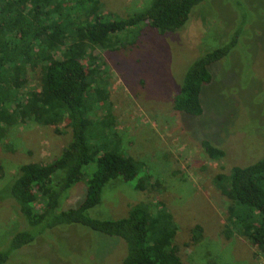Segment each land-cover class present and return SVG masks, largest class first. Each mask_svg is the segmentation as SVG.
<instances>
[{"label":"rangeland","instance_id":"obj_1","mask_svg":"<svg viewBox=\"0 0 264 264\" xmlns=\"http://www.w3.org/2000/svg\"><path fill=\"white\" fill-rule=\"evenodd\" d=\"M101 2L104 15L125 19L146 10L153 0ZM60 3L64 7L72 2L54 0L51 7ZM7 4L8 0H0L1 57L8 49L22 50L29 43L13 34L14 18L5 15ZM35 22L47 24L45 16ZM239 30L238 45L211 67L213 82L201 94L203 116L176 112L174 100L192 63L225 45ZM114 39L118 41L114 49L92 52L102 65L93 88L106 89L108 100L95 103L96 94L91 92L87 117L96 126L110 121L112 126L105 129L104 124L98 132L92 125L96 138L90 142L132 158L140 169L131 183L111 181L89 216L117 220L126 218L137 204H161L173 215L178 227L175 244L186 264H264V255L229 223V209L235 205L222 194L218 180L234 167L264 158V0H206L179 31L161 35L142 24ZM42 66L39 62L27 68L22 77L26 81L15 92L18 99L7 110L41 90ZM7 67L0 66V73H8ZM68 125L67 120L56 126L27 120L0 126V251L9 248L20 231L37 236L32 244L13 252L6 264H121L127 256L122 239L81 225L38 234L40 229L27 227L10 193L22 166L47 164L61 156L72 141ZM204 141L224 150L225 157L210 159ZM96 168L94 163L85 168V181ZM140 179L148 182L145 192L135 188ZM86 194V185L77 184L62 200L61 209L77 208ZM41 208L37 202L36 209ZM196 225L202 226L203 239L187 246Z\"/></svg>","mask_w":264,"mask_h":264},{"label":"trees","instance_id":"obj_2","mask_svg":"<svg viewBox=\"0 0 264 264\" xmlns=\"http://www.w3.org/2000/svg\"><path fill=\"white\" fill-rule=\"evenodd\" d=\"M53 1L8 0L9 10L5 12L14 16L10 15L14 18L11 27L16 38H27L29 43L22 50L8 49L3 57L0 46V57L4 58L0 66L9 68L8 73H0V126H13L27 120L56 126L67 120L72 131V141L59 158L19 169L10 193L21 216L28 228L41 230L38 234L64 225H81L109 237H118L127 245V256L121 264H186L175 244L178 227L173 215L161 204L157 207L151 203L137 204L126 218L117 220L89 216V211L102 202L103 191L111 181L120 179L126 184L135 181L140 166L130 157L91 144L90 140L96 138L94 129L101 126L103 131L104 124L106 129L112 123L93 124L87 117L86 100L93 91L95 103L108 100L106 89L93 88L98 85L102 67L92 54L96 48L114 49L118 43L114 39L116 35L142 24L161 35L179 31L187 24L194 8L206 0H153L146 10L125 19L104 15L101 0H70L71 5L63 7L60 3L52 8ZM44 16L47 24H36L35 21ZM241 32H235L225 45L192 63L174 100L176 112L203 116L201 94L213 82L211 67L238 45ZM39 62L44 65L41 90L7 110L18 99L15 92L26 81L22 77L27 68H35ZM202 147L212 160L226 155L208 141H204ZM93 163L96 171L85 181L84 170ZM218 180L222 194L235 205L229 209V223L239 228L240 234L264 255V158L246 167H234L229 176H219ZM80 183L87 187L84 201L77 208L62 210V200ZM148 187L144 179L135 186L141 192ZM37 202L42 204L40 211L36 209ZM36 237L26 230L16 233L9 248L0 251V264H6L13 252L32 244ZM202 239L203 228L196 225L187 246L197 245Z\"/></svg>","mask_w":264,"mask_h":264}]
</instances>
